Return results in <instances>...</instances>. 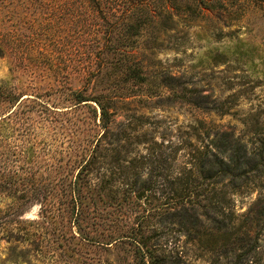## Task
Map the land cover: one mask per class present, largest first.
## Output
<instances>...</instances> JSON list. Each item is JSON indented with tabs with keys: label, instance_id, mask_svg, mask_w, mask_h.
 I'll return each mask as SVG.
<instances>
[{
	"label": "rangeland",
	"instance_id": "1",
	"mask_svg": "<svg viewBox=\"0 0 264 264\" xmlns=\"http://www.w3.org/2000/svg\"><path fill=\"white\" fill-rule=\"evenodd\" d=\"M41 1L36 0L29 5V0H0V81L10 82L16 91L24 92L23 97L30 96L32 99L29 100L34 102L38 99L29 94L43 93L47 89L45 82L39 78L52 74L53 68L50 70L49 64L35 62L31 64L32 69H24L22 64L13 61L7 51L2 52L1 47L12 43L19 44L21 48L35 34V30L42 31L45 11ZM222 2L225 7L204 9L195 18L175 16L174 28L157 34L153 53L149 54L148 34L144 33L136 53L139 56L143 53L140 57L142 63L151 70L180 77L185 85L198 88L202 94L215 99L217 104L225 103L226 107H230L231 114L221 116L217 112L194 108L180 99L174 100V89L162 87L156 95L140 94L130 98L129 103L118 108L110 131L104 134L94 122L88 124L86 106L71 108L68 102L56 105V109L65 114L56 115L57 121L40 120V116L34 114L27 125L30 131L26 137H20L15 130L17 127L23 129L21 124L11 123L4 127L8 135L6 142L11 146L24 142L36 147L30 155L13 153L11 159L15 161L11 164H30L42 177L41 183L55 188L57 193L52 202L56 205L59 202V205L52 218H43L38 204L31 206L23 218L33 220L27 228L34 227L37 236L42 233L43 237L32 241L33 236L26 242L1 240L0 264L130 263L129 244L113 242L105 247L76 244L73 236L79 229L72 221L69 196L64 195L71 178V173H66L78 170L77 162L82 148L86 146L88 128L89 139L93 140L89 144L91 147L99 138V149L104 151L103 147H115L104 152L117 156V161H112L113 157L108 154L109 159L103 168L95 166L89 172L86 178L88 186L92 189L103 180L112 178L107 184L118 191L117 196L124 199V205L115 208L107 202L103 209L98 205V210L94 213L90 211L89 217L79 219L82 232L101 238L100 233L116 234L115 226L121 225V229L128 224L135 226L141 223L142 216H147L148 223L144 221L142 225L147 224V230L156 228L159 237L156 243L160 253L166 256L164 264H264V217L259 226L249 232L247 240L238 241L244 246L239 243L231 246L228 242L226 248L220 249H210L209 245L199 243L196 237L178 227L158 224L161 213L171 212L174 202L188 198L184 195L177 199L175 189L185 188L186 182H189V159L195 150L212 146L213 131L209 130L208 137L204 133L209 127L220 131L235 129L243 140L251 138L244 129L245 122L258 120L260 128L264 129V0ZM224 58L225 62L222 61ZM54 61L61 65L58 56ZM32 79L34 85L29 84ZM76 84L72 79L68 82L73 87ZM55 96L43 94L41 98L51 102ZM0 142L3 145L4 141ZM160 152L165 158V168L155 170L154 161ZM135 171L146 180V190L140 197L131 191L134 190L132 173ZM126 174L131 179L126 178ZM62 176L64 180L60 179ZM195 176L193 174L191 179ZM257 189L233 195L224 204L228 214L220 219L229 224L247 221L242 214L259 196L260 189L264 195V187H260L259 191ZM85 198L89 199V193ZM231 212L234 214L230 215ZM101 222L105 223V228H101ZM208 223L212 224L210 220H207ZM257 230L259 233L256 235ZM54 232L63 234L66 240L47 242ZM211 232L204 235L206 240L222 242L225 238L212 229ZM232 235L227 234V237L234 241Z\"/></svg>",
	"mask_w": 264,
	"mask_h": 264
},
{
	"label": "trees",
	"instance_id": "2",
	"mask_svg": "<svg viewBox=\"0 0 264 264\" xmlns=\"http://www.w3.org/2000/svg\"><path fill=\"white\" fill-rule=\"evenodd\" d=\"M29 1V5L36 2ZM40 3L45 11L42 31L35 30V34L21 48L19 44L12 43L1 47L2 52L7 51L13 61L22 64L24 69L31 68L35 62L40 65L47 63L50 70L53 68V73L39 78L46 84L47 89L43 93L29 94L38 99L37 102L29 100L32 99L30 96L23 97L24 92L16 91L10 82L0 81V141H4L3 145L0 142V241L26 242L33 236L32 241L43 237L42 233L37 236L34 227L27 228L33 220L23 216L31 206L38 204L40 215L52 218L59 205V202L57 205L52 202L57 193L55 188L41 183L42 177L30 164H11L15 161L11 159L13 153L30 155L36 147L24 142L14 146L8 144L7 129L4 128L7 124H21L23 129L17 127L15 130L20 137H26L30 131L27 125L34 114L40 116V120L57 121V116L65 114L60 113L56 105L68 102L71 108L86 106L88 124L94 122L104 134L110 131L118 108L129 103L130 98L140 94L156 95L162 87L174 89V100L180 99L194 108L217 112L221 116L231 114L230 107H226L225 103L217 104L215 99L202 94L198 88L185 85L180 77L151 70L142 63L140 57L143 53L140 56L136 53L144 33L148 34L149 54L153 53L157 34L174 28L175 16L185 19L198 17L204 9L225 7L222 0H42ZM57 56L61 65L54 61ZM71 79L77 82L76 86L68 85ZM29 84L34 85V80ZM43 94L57 96L48 102L41 98ZM198 122L204 124L203 121ZM259 125L258 120L244 123V129L251 135L249 140H243L235 129L220 131L211 126L204 132L208 137L209 130L213 131L212 146L195 150L189 159V182H186L185 188L175 189L177 199L184 195L188 198L174 202L171 212L161 213L159 226L178 227L196 237L199 243L209 245L210 249L226 248L228 242L231 246L237 243L244 246L238 241L247 240L249 232L258 227L264 217V195L260 189L264 187V129ZM89 132L90 128L85 134L86 146L79 154L77 172L71 170L66 173H71V178L64 195L69 196L72 221L79 229L73 235L76 244L105 247L113 242L126 243L131 251L129 264H164L166 256L160 253L156 243L159 238L156 228L147 230V224L142 225L144 221L148 223L147 216H142L141 223L135 226L126 220L128 225L124 229L121 225L115 226L116 234L100 233L101 238L82 232L79 219L89 217V212L97 211L98 205L102 209L107 202L115 208L124 205V199L117 196L118 191L108 186L112 178H103L105 180L98 187L91 189L88 186L86 178L89 172L95 166L103 168L109 159V153L104 151L115 149L103 147L104 151H101L99 138L91 147L93 140L89 139ZM109 155L113 157L112 153ZM163 157V152H160L155 158V170L165 168ZM113 159L117 161V156ZM192 173L196 175L193 179ZM126 178H129L127 174ZM60 179L64 180L63 176ZM132 182L134 190L131 191H135L136 196H142L146 180L141 178L140 172L132 173ZM256 188L260 189L259 196L242 214L247 221L229 224L220 219L228 214L224 204L233 195L251 193ZM88 193L89 199L85 198ZM233 214L231 212L230 215ZM207 220L212 224H207ZM99 225L101 228L106 226L104 222ZM211 229L225 237L222 242L206 240L204 235L212 233ZM258 233L257 230L256 235ZM227 234H233L234 241L228 239ZM51 238L47 242L66 240L63 234L55 232Z\"/></svg>",
	"mask_w": 264,
	"mask_h": 264
}]
</instances>
